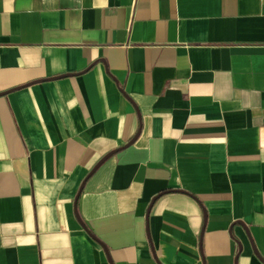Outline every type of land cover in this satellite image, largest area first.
<instances>
[{
  "label": "crops",
  "instance_id": "crops-1",
  "mask_svg": "<svg viewBox=\"0 0 264 264\" xmlns=\"http://www.w3.org/2000/svg\"><path fill=\"white\" fill-rule=\"evenodd\" d=\"M0 264H264V0H0Z\"/></svg>",
  "mask_w": 264,
  "mask_h": 264
}]
</instances>
